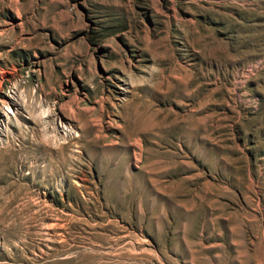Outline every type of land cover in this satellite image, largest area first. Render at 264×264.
<instances>
[{
	"label": "rangeland",
	"instance_id": "obj_1",
	"mask_svg": "<svg viewBox=\"0 0 264 264\" xmlns=\"http://www.w3.org/2000/svg\"><path fill=\"white\" fill-rule=\"evenodd\" d=\"M0 101V264H264V0H0Z\"/></svg>",
	"mask_w": 264,
	"mask_h": 264
},
{
	"label": "bare ground",
	"instance_id": "obj_2",
	"mask_svg": "<svg viewBox=\"0 0 264 264\" xmlns=\"http://www.w3.org/2000/svg\"><path fill=\"white\" fill-rule=\"evenodd\" d=\"M0 103H2L3 106L8 105V104H6V102H3V101H0ZM13 103H14L13 105H15V102H13ZM16 105H17V104H16ZM7 107H9V106H7ZM9 109H11V108L9 107L8 110H9ZM64 130L67 131L68 129H66V127H63V131H64ZM64 132H65V131H64ZM69 132H71V131H69ZM137 160H138V159H137ZM53 224H54V223H53ZM11 228H12V227H11ZM48 228H49V227H48ZM51 228H52V227H51ZM61 236H62V235H61ZM61 241H62V240H61ZM49 242H50V241H49Z\"/></svg>",
	"mask_w": 264,
	"mask_h": 264
}]
</instances>
